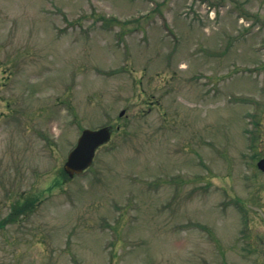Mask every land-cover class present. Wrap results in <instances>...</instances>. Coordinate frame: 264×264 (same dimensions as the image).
I'll return each mask as SVG.
<instances>
[{
  "label": "rangeland",
  "instance_id": "obj_1",
  "mask_svg": "<svg viewBox=\"0 0 264 264\" xmlns=\"http://www.w3.org/2000/svg\"><path fill=\"white\" fill-rule=\"evenodd\" d=\"M260 150L264 0H0V264H264Z\"/></svg>",
  "mask_w": 264,
  "mask_h": 264
},
{
  "label": "water",
  "instance_id": "obj_2",
  "mask_svg": "<svg viewBox=\"0 0 264 264\" xmlns=\"http://www.w3.org/2000/svg\"><path fill=\"white\" fill-rule=\"evenodd\" d=\"M123 114V113H122ZM111 139V129L103 127L98 130H84L79 137L76 146L68 154L64 164V171L70 177L82 174L88 169L95 158L96 151L108 143ZM264 161L259 164V167L264 170Z\"/></svg>",
  "mask_w": 264,
  "mask_h": 264
},
{
  "label": "trees",
  "instance_id": "obj_3",
  "mask_svg": "<svg viewBox=\"0 0 264 264\" xmlns=\"http://www.w3.org/2000/svg\"><path fill=\"white\" fill-rule=\"evenodd\" d=\"M62 175L63 176H65V177H67L66 176V174L63 172V170H62ZM29 204L30 203H26V202H24V203H17V204H15V208H20L21 210L19 211L20 212V214H24V215H26L27 213H29V211H31V208H30V206H29ZM17 206V207H16ZM33 206V205H32ZM13 219H10V221H12ZM10 221H8V219H6V222H3L2 224H0V227H4V225L7 223V222H10Z\"/></svg>",
  "mask_w": 264,
  "mask_h": 264
},
{
  "label": "flooded vegetation",
  "instance_id": "obj_4",
  "mask_svg": "<svg viewBox=\"0 0 264 264\" xmlns=\"http://www.w3.org/2000/svg\"><path fill=\"white\" fill-rule=\"evenodd\" d=\"M261 125H262V123H256V124H254V128L256 129V130H261L262 129V127H261ZM253 128V129H254ZM254 156H256V166H258V163L261 161V160H264V151L263 150H260L259 152H258V154L257 155H254ZM257 168V167H256ZM261 172V171H260Z\"/></svg>",
  "mask_w": 264,
  "mask_h": 264
}]
</instances>
